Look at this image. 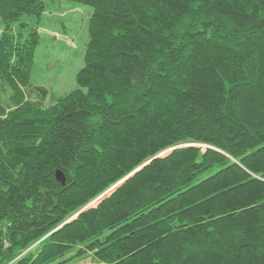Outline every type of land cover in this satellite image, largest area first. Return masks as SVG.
<instances>
[{
  "label": "trees",
  "instance_id": "trees-1",
  "mask_svg": "<svg viewBox=\"0 0 264 264\" xmlns=\"http://www.w3.org/2000/svg\"><path fill=\"white\" fill-rule=\"evenodd\" d=\"M45 1L0 0V264H264V0H70L86 91L47 108Z\"/></svg>",
  "mask_w": 264,
  "mask_h": 264
},
{
  "label": "rangeland",
  "instance_id": "rangeland-1",
  "mask_svg": "<svg viewBox=\"0 0 264 264\" xmlns=\"http://www.w3.org/2000/svg\"><path fill=\"white\" fill-rule=\"evenodd\" d=\"M45 2L46 12L39 30L41 43L37 50L31 82L34 88H43L48 94L45 99L40 92L31 93L29 97L47 108L54 105L58 99L81 89L76 77L85 66L86 49L90 41L89 20L94 13V8L70 0H46ZM1 29L3 30V22L0 17ZM10 95V90L1 94L3 104L9 103ZM212 174L213 172L204 174L198 182ZM75 254L76 252H73L55 264L65 260H70L66 264H94L92 257L83 255L73 258Z\"/></svg>",
  "mask_w": 264,
  "mask_h": 264
},
{
  "label": "water",
  "instance_id": "water-1",
  "mask_svg": "<svg viewBox=\"0 0 264 264\" xmlns=\"http://www.w3.org/2000/svg\"><path fill=\"white\" fill-rule=\"evenodd\" d=\"M56 176L58 181H60L64 186L66 185V178L64 176V174L61 171H57L56 172ZM132 177V176H131ZM129 178H127L125 181L121 182L120 184H118L117 186H115L112 190H110L109 192H107L106 194H104L102 197H100L96 202L101 203L103 200L109 198L112 193H114L117 189H119ZM111 193V194H109ZM92 205V204H91ZM90 207V206H89ZM89 208H86L85 210H83L81 213H84L85 211H87ZM78 217V216H77Z\"/></svg>",
  "mask_w": 264,
  "mask_h": 264
},
{
  "label": "crops",
  "instance_id": "crops-1",
  "mask_svg": "<svg viewBox=\"0 0 264 264\" xmlns=\"http://www.w3.org/2000/svg\"><path fill=\"white\" fill-rule=\"evenodd\" d=\"M1 33H2V29L0 30V35H1Z\"/></svg>",
  "mask_w": 264,
  "mask_h": 264
}]
</instances>
